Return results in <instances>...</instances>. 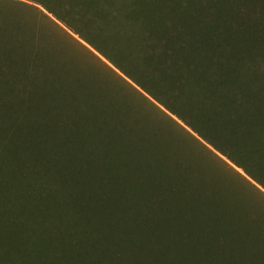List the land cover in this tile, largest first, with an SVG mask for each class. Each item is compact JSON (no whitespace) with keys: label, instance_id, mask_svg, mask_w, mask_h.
I'll use <instances>...</instances> for the list:
<instances>
[{"label":"trees","instance_id":"trees-1","mask_svg":"<svg viewBox=\"0 0 264 264\" xmlns=\"http://www.w3.org/2000/svg\"><path fill=\"white\" fill-rule=\"evenodd\" d=\"M0 264H264V0H0Z\"/></svg>","mask_w":264,"mask_h":264},{"label":"rangeland","instance_id":"rangeland-1","mask_svg":"<svg viewBox=\"0 0 264 264\" xmlns=\"http://www.w3.org/2000/svg\"><path fill=\"white\" fill-rule=\"evenodd\" d=\"M75 39H77L76 37H74ZM102 61H104L103 59H101Z\"/></svg>","mask_w":264,"mask_h":264},{"label":"water","instance_id":"water-1","mask_svg":"<svg viewBox=\"0 0 264 264\" xmlns=\"http://www.w3.org/2000/svg\"><path fill=\"white\" fill-rule=\"evenodd\" d=\"M83 45H85L83 42H81ZM86 46V45H85Z\"/></svg>","mask_w":264,"mask_h":264}]
</instances>
